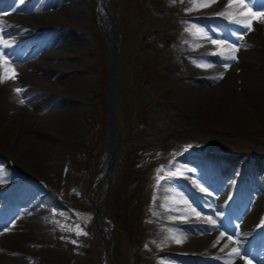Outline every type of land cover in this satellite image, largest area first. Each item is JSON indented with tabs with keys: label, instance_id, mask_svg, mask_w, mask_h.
<instances>
[{
	"label": "rangeland",
	"instance_id": "374dc122",
	"mask_svg": "<svg viewBox=\"0 0 264 264\" xmlns=\"http://www.w3.org/2000/svg\"><path fill=\"white\" fill-rule=\"evenodd\" d=\"M42 1L0 2V21L6 25L0 39L11 45L3 49L10 64L0 71L10 76L14 69L17 74L15 80L0 83V191L10 193L18 210L27 215L24 222L14 224L10 218L14 210H4L0 202V264H14L15 258L23 264H100V255L102 264H108L111 256L113 264H225L232 248H240L250 264L254 255L264 261V22L253 20L248 31L217 15L227 0L193 11L186 10L188 5L181 0H106L119 53L115 88L121 82L127 92L121 93L123 110L115 102L111 132L115 140L100 128V97L103 90L106 96L111 91L100 82L101 63L95 56V24L105 33L97 0H71L70 7L62 0H54V5ZM250 7L264 13V0H251ZM244 11L235 8L232 13ZM13 22L22 29L9 30ZM46 22L70 25L83 46L76 49L57 42L50 48L56 59L40 56L35 66L20 62L24 48L11 44L13 34L26 41L27 25ZM104 37L110 45V38ZM233 46L238 48L237 59H224ZM102 62L110 65L108 57ZM201 63L211 66L198 67ZM225 63L230 65L227 70ZM220 73L223 78H215ZM19 86L23 93L36 95L27 111L20 103L24 94L17 96L14 91ZM65 95L73 97L70 110L57 103ZM45 102L51 104L47 107ZM173 131L200 141L188 137L192 140L176 142L185 135L172 136ZM149 133L153 134L148 137ZM216 134L227 139L220 142ZM134 137L169 138V143L135 151L130 163L132 155L128 162H115L99 212L96 194L101 187L102 155L94 160L93 146L98 142L103 150L111 141L122 146ZM236 139L232 147L230 140ZM185 156L193 159L182 161ZM158 177H162L159 183ZM215 179L219 184L211 190L209 184ZM30 194L45 198L38 215H32L28 206ZM162 213H169V219L160 218ZM100 216L109 224L105 246L99 240ZM209 217L216 220L215 227L208 223ZM177 221H188L200 232L195 236ZM77 225L86 235L66 230ZM212 231L219 234L208 238ZM221 232L226 235L213 247ZM229 235L242 243L229 242ZM253 235L257 240L246 245ZM225 244L228 247L221 252ZM184 254L189 262L180 263L176 257ZM231 261L244 264L239 256Z\"/></svg>",
	"mask_w": 264,
	"mask_h": 264
},
{
	"label": "bare ground",
	"instance_id": "6f19581e",
	"mask_svg": "<svg viewBox=\"0 0 264 264\" xmlns=\"http://www.w3.org/2000/svg\"><path fill=\"white\" fill-rule=\"evenodd\" d=\"M59 0H57L55 3H57ZM105 1L106 0H97L96 1V5H97V11H98V15H99V19H100V21H101V23H102V26H103V29H104V32H105V34H106V37L108 36L109 38H110V40H109V42H111V39H112V41L115 39V23H114V21L111 19V14H110V12H109V10L105 7ZM39 3V2H38ZM40 3H42V4H44V5H46V4H51V5H54L55 3H54V0H43L42 2H40ZM74 3V1H71V0H62V4H63V6H68V7H70V6H72V4ZM44 5H41V6H39L40 8H42ZM44 8V7H43ZM51 8V7H50ZM78 8H79V6H77V7H75L73 10H78ZM72 10V11H73ZM42 12H43V15H48L49 14V12L48 11H46V10H42ZM51 14V13H50ZM4 16V15H3ZM5 20H6V18H4ZM106 21L108 22V23H106ZM17 22V21H16ZM11 23V22H10ZM19 23V22H18ZM21 25H20V23L19 24H17V23H15V22H13L11 25H10V27H9V30H11V31H13V30H18L19 28H21L20 27ZM41 26V27H40ZM40 26H38V27H36V26H34V25H27V30H29V32H30V37L26 40V41H21V40H16V36H15V34H13L16 38H14V36L12 37V39H13V41L14 42H10L11 44H16V46L17 45H19V46H22V48H24V51L22 52V54L20 55V59H19V61L20 62H22V61H25V63H31V64H33L32 66H35V64L36 63H39V62H37V59H39L40 58V56H45V55H47V56H51V57H55V59H56V56L57 55H55V54H52L51 52H50V48L55 44V43H57V42H63V44H65V43H68L69 44V46H72V47H74V48H76V49H81V47L83 46V41H82V39H81V36L79 35V33L76 31V30H74L72 27H70V25H64V26H55L54 24H50V23H44V25L42 26V25H40ZM23 27H26L25 25L23 26ZM8 28V27H7ZM22 29V28H21ZM31 29V30H30ZM26 31V30H25ZM17 33V32H16ZM23 33V32H22ZM27 33V32H26ZM6 35V34H5ZM11 36V35H10ZM10 36H8V38L10 37ZM28 37V36H27ZM26 37V38H27ZM11 38V37H10ZM11 39V40H12ZM25 39V38H24ZM10 40V39H9ZM10 40V41H11ZM23 40V39H22ZM7 43H9V42H7ZM59 44V43H58ZM249 44V43H248ZM18 46V47H19ZM250 46V45H249ZM71 47V48H72ZM83 48H85V47H83ZM55 49V48H54ZM53 49V50H54ZM57 49V48H56ZM52 50V51H53ZM84 50V49H83ZM17 51H19V50H17ZM80 51V50H79ZM55 52V51H54ZM53 52V53H54ZM10 55V54H9ZM8 55V56H9ZM16 55V54H15ZM31 56H32V58H31ZM11 57V56H10ZM45 58V57H44ZM11 60H12V58H10ZM18 61V60H17ZM30 65V64H29ZM12 66H14V64L12 65ZM37 66V65H36ZM17 67V66H16ZM38 67V66H37ZM42 68H44V67H42ZM51 69V68H50ZM52 70V69H51ZM84 71V70H83ZM53 72H55V71H53ZM64 73V72H63ZM67 73V72H66ZM44 74V73H43ZM48 74H49V72H48ZM52 76V75H51ZM50 76V77H51ZM54 76V75H53ZM56 76V75H55ZM72 76V75H71ZM58 77H60V76H57L56 77V79L57 80H59V78ZM68 77V76H67ZM61 78V77H60ZM66 79V78H65ZM67 80V79H66ZM59 81H61V80H59ZM65 81V80H64ZM81 81V80H80ZM23 85V84H22ZM21 85V86H22ZM32 86V85H31ZM16 87V86H15ZM20 87V86H19ZM20 88H22L23 89V87H20ZM33 88V87H32ZM36 88V87H35ZM31 89V88H30ZM33 90V89H32ZM39 90V89H38ZM37 90V91H38ZM71 90V89H70ZM77 91V90H76ZM30 92V91H29ZM33 92V91H32ZM22 94H24L23 95V97L25 98V99H23L24 101H25V103H23V105L22 106H24V109L27 111V108H30V106L31 105H34V100H35V96L36 95H30V93H28V94H26V93H23L22 92ZM32 94V93H31ZM59 95V94H58ZM55 96H57V95H55ZM73 97H69V96H66L65 95V97H62L60 100H58V102L57 103H59V105H64L65 107H67V108H69V110L71 109V108H73V99H72ZM81 98V97H80ZM52 99V98H51ZM50 99V100H51ZM49 100V101H50ZM77 101V100H76ZM37 102V101H36ZM75 102V101H74ZM46 103V105H47V107H48V103H50V102H45ZM78 103V102H77ZM30 104V105H29ZM39 104V103H38ZM51 104V103H50ZM57 105V104H56ZM21 106V107H22ZM39 106H44V105H42V104H39ZM49 106H51V105H49ZM60 107V106H59ZM64 107V108H65ZM44 108V107H43ZM46 108V107H45ZM58 108V107H57ZM63 108V109H64ZM25 110H24V112L23 113H25V114H27V115H32L31 114V112L30 111H28V113L27 112H25ZM38 110H39V108H38ZM54 110V109H53ZM53 110H51V112L53 111ZM39 111H41V110H39ZM43 111V110H42ZM56 111V110H55ZM62 111H64V110H62ZM50 112V113H51ZM74 112V111H73ZM22 113V112H21ZM33 113V112H32ZM36 113V112H35ZM34 113V114H35ZM49 113V114H50ZM70 113V112H69ZM52 114V113H51ZM75 114V113H74ZM27 115H25L26 117H27ZM22 117V116H21ZM24 117V116H23ZM22 117V118H23ZM30 118H31V116H30ZM24 119V118H23ZM27 119V118H26ZM24 122H25V120H24ZM20 123H22V122H20ZM22 125V124H21ZM20 125V126H21ZM18 126V125H17ZM114 133V132H113ZM116 133V132H115ZM113 138V137H112ZM116 138V137H115ZM191 159H193L191 156H185V157H183L182 158V161H184V160H186V161H189V160H191ZM102 162L104 163V161H103V159H102ZM101 162V163H102ZM102 163V164H103ZM184 166V165H183ZM187 165H185V167H186ZM184 167V168H185ZM188 167V166H187ZM186 167V168H187ZM102 170V169H101ZM219 184V180H217V179H215V180H213V182H212V184H209V187H210V189L211 190H214L215 189V187H216V185H218ZM13 186H15L14 184H13ZM1 190V189H0ZM219 190V189H218ZM17 191V190H16ZM23 191V190H22ZM15 193V192H14ZM10 194V193H9ZM8 193H4V194H2L1 193V191H0V202H2V205L1 206H3L4 207V210H14V211H12V213H11V215L10 214H8V215H10V218H11V221L15 224V222H24L25 221V219L27 218V215H26V213H24L23 211H19L18 210V208H17V205H16V200L15 199H11V198H9L8 197V195H9ZM18 194V193H17ZM177 196V195H176ZM212 197V195H209V197ZM30 199V200H29ZM214 199V198H213ZM216 199V198H215ZM28 200H29V202L27 201V199H26V202L25 203H27L28 202V206H29V208H32V215H35L36 213H38V212H40V211H42L43 210V207L41 206V204L42 203H44V201H45V198H43V196L42 195H40V194H36L35 196H33V197H31V194L28 196ZM25 201V200H24ZM221 201V200H220ZM220 201H218V202H220ZM46 202V201H45ZM215 202V201H214ZM211 203H213V202H211ZM216 203H217V201H216ZM46 207V206H45ZM28 208V207H27ZM188 210V209H187ZM171 211V210H170ZM169 211V212H170ZM43 212H46V211H43ZM7 213H9V212H7ZM28 213V212H27ZM41 213V212H40ZM45 214V213H44ZM6 215V214H5ZM36 215H38V214H36ZM169 213L167 214V213H162L161 214V216H159L160 218L162 217V219H166V220H168L169 218ZM172 215V214H171ZM176 215V214H175ZM179 215V214H178ZM46 216V215H45ZM7 217V216H6ZM41 217H44V215L42 216L41 215ZM40 217V218H41ZM4 219V218H3ZM43 219V218H42ZM176 219V218H175ZM206 219V218H205ZM7 220V219H6ZM9 220V219H8ZM35 220H36V218H35ZM208 221V220H207ZM206 221V222H207ZM36 222V221H35ZM12 223V224H13ZM100 227H99V240L100 241H102L103 242V244H105V241H106V237H108V234H107V222L103 219V218H101L100 219ZM23 224V223H22ZM177 224H178V226H181V228H186V230H189L190 232H193L192 234H194L195 236L200 232V230L199 229H197V230H194V229H192L190 226H189V224H190V222H188V221H186V222H184V221H177ZM193 224V223H192ZM28 225V224H27ZM109 225V224H108ZM191 225V224H190ZM12 226V225H11ZM16 226H17V223H16ZM18 226H22L21 224H18ZM209 226V225H208ZM24 227V226H23ZM23 227H21V228H23ZM11 228V227H10ZM25 228H27V226L25 227ZM180 228V229H181ZM28 229V228H27ZM31 229V228H30ZM35 229H37L36 227H35ZM40 229V228H39ZM45 229V228H44ZM43 230V229H42ZM46 230V229H45ZM183 230V229H182ZM183 232H184V230H183ZM182 232V233H183ZM35 233V232H34ZM249 232H247V234H248ZM219 234V231H212L211 233H209L208 234V238H209V236L210 235H212V236H210L211 238L212 237H214V236H216V235H218ZM188 235V234H187ZM192 236V235H191ZM253 237L254 238H251V239H248V241L246 242L247 244L246 245H249V244H252V242L253 241H255V240H257V236L255 237V235H253ZM193 238V237H192ZM243 239V238H242ZM264 242V241H263ZM242 242H240V241H238V244L237 245H239V244H241ZM236 245V246H237ZM101 246H102V243H101ZM105 246V245H104ZM103 246V247H104ZM235 246V245H234ZM245 246V245H244ZM231 247V246H230ZM241 247H243V245L241 246ZM245 248V247H244ZM248 248V247H247ZM250 249V248H249ZM106 250H108V249H106ZM103 251V250H102ZM105 255V254H104ZM252 256V255H251ZM102 255H100V262L103 260L102 259ZM187 256L184 254V255H180L179 257H176V258H178V260H179V262L180 263H185V262H187L188 260H187V258H186ZM254 259H255V263H260V264H264V261H262V258H260V257H258V256H256V255H254V257H253ZM252 258V259H253ZM16 263H14V264H23V262H21V260L19 259V258H15V259H13ZM243 261H241V262H243L244 264H246V262H247V264H250L248 261H246L245 259H242ZM189 262V261H188ZM254 262H251V264H254ZM174 263V262H173ZM102 264V263H101ZM106 264V263H105ZM171 264V263H170Z\"/></svg>",
	"mask_w": 264,
	"mask_h": 264
},
{
	"label": "snow or ice",
	"instance_id": "6c2138e0",
	"mask_svg": "<svg viewBox=\"0 0 264 264\" xmlns=\"http://www.w3.org/2000/svg\"><path fill=\"white\" fill-rule=\"evenodd\" d=\"M0 2H2V0H0ZM173 2H175V0H173ZM181 2L185 3L186 5H188L187 9L188 11H193V10H199L200 8H204V7H210L212 3L216 2V0H181ZM251 4V0H248V2H246V0H227V3L224 6V9L218 13L217 15L220 16H224L230 19L231 22L237 23L241 26H243L244 28H246L248 31H252V21L256 20L257 22H264V13H256L253 12L251 10L250 7ZM235 8H243V9H247V11L244 12H240L238 15H233L232 10ZM6 28V25L4 24L3 21H0V32H3ZM187 30V29H186ZM197 32H199L200 30H196ZM239 39H242L243 36H239ZM213 44H221L222 42L220 41H216V40H212ZM11 45L8 44L6 41H3L2 39H0V70H2L4 68V66L9 65L10 61L6 58V54L3 51V49L10 47ZM236 51H238V48L233 46L229 49V54L225 55L223 58L226 60H232L235 61L236 58ZM213 54H220V53H213ZM198 67H210L211 65L209 64H205V63H201L197 65ZM223 67L225 68V70H227L230 65L225 63L223 65ZM17 74L15 73V70H12V75H7L5 73H3L2 71H0V83H5L7 82V80L11 79V80H15L16 79ZM215 78H223V73H220L218 77ZM14 91L16 92L17 96L21 95L22 92L24 91V89L22 88H15ZM20 103L23 104L25 103V101L22 99L20 100ZM159 179H162V177H158L157 178V182L159 183ZM193 212L195 213V215L199 216L200 214L198 212H195V209H193ZM219 215V214H218ZM208 223L210 225H212L213 227L216 226L217 222L214 219H211L210 217L208 218ZM67 231H75L77 235H81V234H85L83 232L82 229L79 228V226L77 225L75 229L72 228H67ZM226 235L225 232H221L220 236L216 239V241H214L213 243V247L216 246V244H218L220 242V239L223 238ZM174 239H176L177 243H180L181 240L179 238L173 237ZM229 242H236L237 241H233V237L232 236H228L227 237ZM72 243H76V241H72ZM228 244H225L223 248H221V252L224 251V248H227ZM229 259L225 261V264H232L231 261V257L233 256H239L241 259H245L244 256L241 255V250L240 248H232L230 252H228L226 254ZM247 264V262H246Z\"/></svg>",
	"mask_w": 264,
	"mask_h": 264
},
{
	"label": "trees",
	"instance_id": "16d2710c",
	"mask_svg": "<svg viewBox=\"0 0 264 264\" xmlns=\"http://www.w3.org/2000/svg\"><path fill=\"white\" fill-rule=\"evenodd\" d=\"M102 42V41H101ZM103 45V43H101V46ZM103 51H105V48L103 47L102 49ZM101 103H102V100H101ZM103 104V103H102ZM152 134V133H149V135ZM164 142V141H163ZM161 142V143H163ZM160 143V144H161ZM99 143H96L94 148H93V152H92V157L94 158H97L100 154V149H99ZM156 144L152 143V142H148V143H144V144H133V143H129L127 145H124L123 148L121 149L120 153H119V157H118V162L121 163L122 161L123 162H128V158L130 155H132L129 159V163L131 162V159L132 157L135 155V151L137 150H140V149H143V148H147V147H150V146H155ZM158 145V144H157ZM134 154V155H133ZM94 163V162H93ZM92 166L94 167L95 165L92 164ZM123 174L125 176H127L128 178L130 177L129 175V172L127 170L123 171ZM131 180V179H130ZM130 180H128L125 184L129 183ZM124 185H121V187H123Z\"/></svg>",
	"mask_w": 264,
	"mask_h": 264
},
{
	"label": "water",
	"instance_id": "95a60500",
	"mask_svg": "<svg viewBox=\"0 0 264 264\" xmlns=\"http://www.w3.org/2000/svg\"><path fill=\"white\" fill-rule=\"evenodd\" d=\"M110 53H111V58H112V61L117 64V50L116 48H110ZM114 83V80L113 82ZM113 105V99L110 101V100H107L106 102V107H107V110H108V113H109V117H108V122L106 124L107 128H106V131L108 132V129H109V126H110V119L112 117V111H111V106ZM119 147H117L116 149H118ZM115 150H111V149H108L105 151L104 155L106 156V164H105V168H104V174H103V181H104V185H105V190L107 192V188H108V182L110 180V173H111V170L114 166V160H113V157L115 155Z\"/></svg>",
	"mask_w": 264,
	"mask_h": 264
}]
</instances>
